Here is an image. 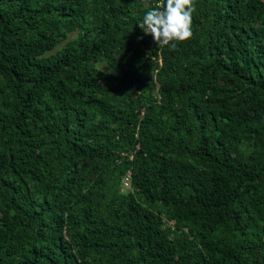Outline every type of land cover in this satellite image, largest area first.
Returning <instances> with one entry per match:
<instances>
[{"label":"trees","instance_id":"1","mask_svg":"<svg viewBox=\"0 0 264 264\" xmlns=\"http://www.w3.org/2000/svg\"><path fill=\"white\" fill-rule=\"evenodd\" d=\"M157 3L0 0V264H264V0Z\"/></svg>","mask_w":264,"mask_h":264},{"label":"clouds","instance_id":"2","mask_svg":"<svg viewBox=\"0 0 264 264\" xmlns=\"http://www.w3.org/2000/svg\"><path fill=\"white\" fill-rule=\"evenodd\" d=\"M196 0H158L146 11L139 23L145 35H150L158 48H175L178 43L186 42L193 36V14ZM130 176L125 179L129 186Z\"/></svg>","mask_w":264,"mask_h":264},{"label":"rangeland","instance_id":"3","mask_svg":"<svg viewBox=\"0 0 264 264\" xmlns=\"http://www.w3.org/2000/svg\"><path fill=\"white\" fill-rule=\"evenodd\" d=\"M99 66H101V67H106V65L104 64V65H102V64H99Z\"/></svg>","mask_w":264,"mask_h":264}]
</instances>
